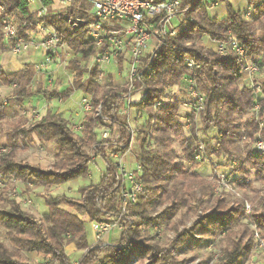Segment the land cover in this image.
I'll use <instances>...</instances> for the list:
<instances>
[{
  "label": "trees",
  "instance_id": "1",
  "mask_svg": "<svg viewBox=\"0 0 264 264\" xmlns=\"http://www.w3.org/2000/svg\"><path fill=\"white\" fill-rule=\"evenodd\" d=\"M214 1L225 5L226 15L223 19L208 14L207 0H181L177 17L184 26L175 36L167 39L165 45L142 56L131 80L134 87L131 91L127 86H103L96 82L98 70L96 67L88 70L87 63L97 50L88 39L85 26L72 29L68 20L59 16H48L40 21L29 11L27 0H0L4 7L3 14L11 15L20 22L19 37L26 40V33L35 31V27L43 23L56 32L60 45H66L74 55V60L68 63L69 70L75 74L71 89L63 93L38 91L36 94L45 93L48 98L64 101L72 91L79 90L90 98L92 108L81 122L79 133L73 131L69 121L50 111L38 121L30 123L28 128L25 127L27 121L23 122L17 117L14 122H9L10 131L5 136L7 142L0 144V148H7L0 155V176L31 183L35 188H51L87 177L88 165L94 158H101L105 164L100 181L79 190L80 197L76 201L60 196L38 195L47 208L39 219L24 212L14 200L6 198L5 191L1 192L0 264H70L64 251L70 243L78 251L87 250L78 264H125L132 255L137 260L145 257L155 259L157 263L153 264H179L171 257V251L189 244L191 233L195 232L220 238L222 257L217 264H246L253 250V242L250 233L239 223L243 204L239 202L229 211L221 210L226 197H213L211 184L196 169L203 161L221 158L225 159L224 166L230 167V177L237 175L249 180L248 184L237 185L244 199L250 193L257 202L259 208H255L252 218L264 240V201L262 196L258 198L264 191V158H255L257 156L254 153L252 155L247 146H242V137L249 141L259 134L264 140V99L258 100L259 121L241 120L240 116L257 103L253 100L252 90H239L237 86L243 76V61L226 47L225 54L218 55L200 47L199 42L207 38L228 45L229 37L233 36L247 58L258 59L264 90V0H247L252 7L248 19L234 10L227 0ZM41 3L50 5L49 0H41ZM77 5L84 10L81 17L89 20L83 3L75 2L69 13L73 14ZM22 22L26 25L23 26ZM258 30L259 35L256 34ZM2 41L8 45L4 46L6 48L1 45L0 51H9L14 45V40L0 38V43ZM186 60H191L199 68L188 69ZM83 75H86L85 81ZM33 78L31 64L10 74L0 68V83L14 87V99L20 106L24 98L32 95L29 87ZM186 79L201 85L204 92L200 130L192 127L186 131L178 121L180 102L156 106L163 102L169 89L182 88L183 84L186 86ZM261 93L264 94V91ZM135 94L144 95L140 103L132 105L139 119L145 118L144 124L136 129L140 150L136 161L141 167L139 181L143 192L136 204L129 206L127 212L121 215L118 202L119 176L114 155L121 156L129 150L132 131L118 117L128 98ZM7 102L9 104V100ZM97 106H101L100 117L93 114ZM6 107L0 103V120L7 116ZM187 121L190 126H194L193 117H188ZM110 125L116 127L115 135L111 133L109 140L100 141L95 129ZM210 129L215 135H208ZM199 131L205 140L199 138ZM35 140L53 143L57 147L58 152L50 171L29 166L17 159V153L22 151L20 146L31 145ZM174 144L180 153L175 151L177 148ZM199 145L203 146L204 154L200 162H195L193 156ZM178 156H182L181 161L177 160ZM185 163L189 166L185 167ZM234 179L228 182L238 181ZM255 182L261 185L259 189L254 187ZM64 202L73 210L62 207ZM164 205L166 207L152 217L157 207ZM200 209H212L215 215L200 216L192 227L178 232L185 218ZM175 214L179 219L173 223L171 218ZM81 216H86L90 223L117 221L121 234L115 241L116 245L89 246L84 230L85 221ZM157 225H164L176 232L175 240L166 248L152 243L150 237L141 232V226L152 228ZM31 254L41 256L46 262L30 261L27 255Z\"/></svg>",
  "mask_w": 264,
  "mask_h": 264
},
{
  "label": "rangeland",
  "instance_id": "2",
  "mask_svg": "<svg viewBox=\"0 0 264 264\" xmlns=\"http://www.w3.org/2000/svg\"><path fill=\"white\" fill-rule=\"evenodd\" d=\"M82 12H84L83 8L77 13L78 19L82 18L81 17ZM68 24L70 28L72 29H77L81 26L79 25L77 28H75L73 26V21L72 22L69 21ZM181 26H184V24L183 25L181 24ZM259 32L260 30H258L256 34L259 35ZM175 33L177 34V32ZM37 36H34V38H37ZM206 39L207 38H204L202 42L205 43L207 40H209V39L207 40ZM209 41H210V44L208 43L205 46L201 45V43L199 42L200 47L206 50H211L213 53L218 54V55L223 54L218 51V48H219L218 46L222 43H219L217 41H211V40ZM223 45L227 46V44H224V43ZM62 46L63 47H61V49L59 50V53L61 52V55L59 56L58 54L59 62L57 63V65L55 62L49 64L48 65L49 68L46 69L47 70L46 72L39 73L36 71L35 64L41 63L42 54L38 51L32 52L36 54L35 57H33L32 59L33 63H30L34 71V78H33L31 86L29 87V91L32 92V95L24 98V102L21 106L14 99V87L10 88V87L2 85L5 88L2 89V91H0V103L3 104L2 102L4 101L6 102V105H8L7 100H9V102L12 101V103H9V114L11 115L10 120H13L17 117L19 120L22 119L21 121L23 122L28 121L25 124V127L28 128L30 125V121L35 122V120L32 117V113L30 111L31 110L30 103H34V106H33L34 109H37L36 108L37 105L39 106V108L44 109V110L40 109L41 114H42L43 112L46 111V108H47L46 103L49 101H52L51 102V107L53 111L52 113L59 115L57 113L59 111L60 115L62 116L61 118L69 121L71 125H73L72 119H75V121L77 122L76 124H78L85 115L87 117V115L90 113L89 111L85 112L82 108V98H84V95L79 90L72 91L71 95L68 98H66L64 101H61L59 98H48L45 96L46 95L45 93H44L45 95L36 94V92L38 91L39 92L40 91L41 92L56 91L59 93H63L71 89V86L74 83L75 74L71 73V71L69 70L68 63L70 60H74L73 59L74 55L67 48L66 45H62ZM158 46L159 45H156V47ZM153 47L154 46H151V44L147 46L144 54L151 52L155 48ZM31 50L32 49H30V53H31ZM125 56H122L121 57L122 61L118 60V63L116 65L103 67L102 70L104 71L103 72L104 77H102L103 79L100 82V85L108 86L109 84H111L113 86H127L128 87L129 64L123 63ZM90 59L88 60V63ZM250 59L252 60V58ZM88 70H91V69H88ZM108 72H110L112 76H110V74L108 75L107 74ZM38 76L39 78H37ZM244 77L247 78L245 75ZM244 77L242 76V78L238 81L237 86L239 90H242L244 88H248L252 90L253 100L257 101V105H255L256 104L255 103L252 108L246 111V114L240 116V119L241 120L242 119H250V120L252 119L255 121H259L260 114H259L258 100L264 99V94L261 93L264 91L263 84L261 80L257 79L258 76L256 77L252 76L253 78H255L254 80L252 79L245 80L243 79ZM48 78L52 79V84L48 83ZM85 78H86V75H83L84 81H85ZM38 80L40 81L38 82ZM257 85H259L260 87L257 88ZM33 86L34 88L35 87L36 88L33 89ZM196 90L198 91L199 94L204 95L202 86L197 83H196ZM188 92H189V89L187 87V84L186 86L183 84L182 88L174 87L172 89H169V92L165 95V97H169V99L165 101V103L174 102V101L180 102V108L178 111V121L184 125V128L186 131L190 130L192 127L194 128V130H198V129L200 130L202 128L200 115L202 114L203 111L199 115L194 116L192 113H190V109L188 108L191 106L187 105L184 107V103H186V101H188L189 99ZM38 95L40 96L38 97ZM35 97H38L42 103L39 104L38 99ZM203 110H204V103H203ZM84 113H87V114H84ZM75 114H77L79 117H75ZM121 114L122 113H120L118 117L120 119L119 121L121 123L122 122L125 123L124 120H122L123 116L120 117ZM188 117L190 118L193 117L194 126L193 125L190 126L189 121H187ZM36 121H38V119ZM9 122H14V121H9ZM9 122L7 121L6 123L4 122L1 123L0 144L4 145L7 142L5 136L10 131L9 125H8ZM144 122H145V118L143 117L138 122L132 123V125L129 126L132 131L129 151L128 153L121 155L123 160L125 161V165L127 169H134V166L137 163L136 157L139 154L140 150H139V141L137 140V136H136L137 135L136 129L142 126ZM260 126H263L262 123H260ZM109 127H110V131L112 130V134L115 135L117 131L116 127H113L112 125H110ZM104 128H106V126L98 127L97 129H95V131L99 130L97 134V138L99 140H100V133L105 130ZM72 129L76 133L81 132V130L75 131L73 127ZM3 133H5V136ZM197 135L202 140H205V137L201 131H199ZM208 135L209 136L215 135V132L213 131V129H210V131L208 132ZM242 140H243L242 146L243 145L247 146V148H249V150L252 152V155L255 150V143H256L255 141L261 140L264 143L262 136L259 134H255L249 141H245V137H242ZM175 147L177 148L176 145ZM20 149L22 151H19V153H17V159L19 161H23L25 164L29 166L30 165L37 166L39 169L44 170V171L51 170L52 168L51 166L54 162V157L56 155V152H58L57 147L53 143H42L37 140L33 142V144L31 145L27 144V145H24V147L20 146ZM175 151L178 153L181 152L178 148L175 149ZM117 156L121 157L119 155ZM181 157L182 156H178L177 160L181 161L182 159ZM255 158L261 160L262 156L258 155ZM225 164H226L225 159H221V158L218 159V158L213 157L211 161L206 160V161L201 162L200 166L196 170L200 174L201 177L206 178L207 179L206 181L209 184H211L213 197H217V196L226 197L225 206L221 210L229 211L231 208H234L237 203L240 202L241 204H243L242 216L240 218L239 223L242 225L243 228H245L250 233L251 238H252L251 240L253 242V250L251 251L249 258H247L246 264L247 263L248 264H264V240L262 239L260 230L257 229L256 225L254 224L253 218H252L255 208H259V207L257 205V202H255L256 200L254 199V196L251 195L250 193H247L246 198L244 199L243 192L241 191V189L238 188V185H237V184L239 185L248 184L249 180L241 179L237 175L230 177V175H228L230 171L229 169L230 167L224 166ZM184 166L188 167L189 165L185 163ZM104 172H105V164L101 158L97 157V158H94L93 161L88 165V175L85 178H78V179H75V180H72V181L63 183L59 186H55L51 188H43V187L35 188L31 183H24V182H21L15 179V182H12L9 184H1L0 193L5 191L6 198L9 197L10 199L14 200L20 205V208L24 212L39 219L41 218L42 214L47 211V208L45 206L43 199L38 197V195L42 194V195H48L51 197L60 196V197L72 198L76 201L80 197L79 190H81L82 188H86L90 185L97 184L100 181V178L104 174ZM233 178H235L234 180L237 179L238 181L229 183L228 180H232ZM222 180H223V183H222ZM224 181H225V184H224ZM263 186H264V183H263ZM254 187L259 189L261 185L255 182ZM14 193L15 195H13ZM261 196L263 197V201H264V191L261 193V195L258 196V198H260ZM61 206L67 210H70V211L73 210L65 202ZM165 207L166 205L157 207L156 212L152 214V217H155L156 214H159ZM204 215L214 216L215 213L213 212L212 209H208V210L200 209V210H197L191 213L187 218H185L183 224L178 227V232H182L184 230L189 229L190 227H192L194 222H196L199 219L200 216L202 217ZM172 217L173 218L171 219L173 223H176L179 219V217L176 214L173 215ZM81 218L85 221L84 230L86 234L87 243L89 246H93L94 236L92 235L91 224L90 222H88V218L86 216H81ZM141 232L147 235L148 237H150L152 243L157 244L161 248H166L176 238V232L164 225H161V226L157 225L152 228H146V226H141ZM120 234H121V228H117V227L113 228L104 237V240H103L104 242L101 244H109L111 246H115L116 245L115 241L119 238ZM190 241H189V244L182 246V248L173 249L171 251V257L177 262H179V264H217V262L222 257L219 237L204 236V235H201L195 232V233H191ZM244 241H246V239ZM65 250L68 252L67 247L65 248ZM86 252L87 250L73 251L69 256L70 264H78L80 258ZM27 256L30 259V261L46 262L41 256H36L35 254L27 255ZM152 262H156V260L150 259L149 257H145L144 259L137 260V258H135V255H132L131 258L128 261H125L124 263L125 264H150V263L153 264Z\"/></svg>",
  "mask_w": 264,
  "mask_h": 264
},
{
  "label": "built area",
  "instance_id": "3",
  "mask_svg": "<svg viewBox=\"0 0 264 264\" xmlns=\"http://www.w3.org/2000/svg\"><path fill=\"white\" fill-rule=\"evenodd\" d=\"M207 1H209V8H213L217 4L214 0ZM57 2L60 7L59 13L52 12L50 5H43L41 0H27V5L29 11L34 14L37 20L43 21L48 16H59L66 18L68 22L73 21L75 28L79 25L86 27L87 37L94 43L95 49L97 50V53L91 57L87 67L88 69L97 68L98 77L96 78V82L98 84H100L103 79L102 77H104V71L102 70L104 66L116 65L122 56H128L130 62L128 87L129 90H133L134 87L131 80L136 74L140 59L144 55L147 46L151 44V46L157 48L156 45H165L167 39L175 36L176 31L172 28V24L179 12L181 0H158L156 3L145 0H57ZM75 2L85 5V12L89 20L83 18L78 19L77 13L81 10L80 5L75 7L73 14L69 13V10L74 6ZM36 3L37 7H35ZM3 12L4 7L0 4V38L6 41L14 40V45L8 51L12 57H19L27 53L30 49L33 52H40L42 54V61L40 64H35V69L39 73L46 72L49 64L59 62L58 54L63 46L60 45L59 38L54 30L40 23L35 27V31H28L26 33L27 39L25 40L17 34L20 22L11 15H4ZM249 15V12L245 13L244 18L248 19ZM22 25L25 26L26 23L22 22ZM37 35L39 37L34 38ZM218 47V51L223 54L226 47L227 50L233 52L243 61L242 74L243 77L244 75L247 77L243 79L254 80L255 78L253 77L258 76L257 79L262 82L263 76L257 60L247 58L246 53L234 37H229V44L227 46L220 44ZM170 48L173 49L172 46ZM185 63L188 69L199 68L197 64H193L190 60H186ZM184 81L189 89V99L184 103V107L187 105L191 106L188 107L190 113L197 116L203 111L204 95L199 94L196 90L195 81L192 79H186ZM48 83L52 84L51 78H48ZM259 87L257 85V88ZM131 101L132 96L127 100L123 112L128 109ZM2 103L6 105V102L3 101ZM162 104L163 102H159L156 106ZM82 108L85 112L92 111L89 97L85 96L82 98ZM30 111L33 119L39 118L37 109L32 108ZM93 114L95 117H100L101 106H97L93 110ZM73 128L75 131L81 130L78 126H73ZM104 129L100 133V141L109 140L112 135L110 127ZM255 142L254 154L264 158L263 141L256 140ZM6 150V147H1L0 155ZM203 154L204 148L202 145H199L197 152L193 156V160L200 162ZM114 159L119 176L118 202L120 205V214L123 215L127 212L129 206L136 204L139 196L143 192L142 183L139 181L141 167L136 163L134 169H127L122 156L118 157L114 155ZM12 182H15V179L0 176V185ZM115 227L121 228L117 221L114 220L93 222L94 244L103 243L104 237Z\"/></svg>",
  "mask_w": 264,
  "mask_h": 264
},
{
  "label": "crops",
  "instance_id": "4",
  "mask_svg": "<svg viewBox=\"0 0 264 264\" xmlns=\"http://www.w3.org/2000/svg\"><path fill=\"white\" fill-rule=\"evenodd\" d=\"M50 1V9L52 12H57L59 13L60 12V7H59V4L57 2V0H49ZM231 5L232 7L234 8V10L236 11H239L241 12L242 14H245L247 12H249L252 7L249 6V4L247 3V0H227ZM37 7V3L35 4ZM75 10V8H74ZM74 12V11H73ZM251 12V11H250ZM252 13V12H251ZM208 14L211 16V17H217L219 19H223L226 15V9H225V5L222 4V3H217L215 5L214 8H209L208 9ZM172 28L178 32L180 29H181V19L176 17V19L174 20L173 24H172ZM38 37V36H37ZM207 40V39H206ZM201 45H206V44H210V41L207 40L205 43H203L202 41L200 42ZM2 46V48L4 46L7 47L8 44H6L5 42L2 41V43H0V47ZM4 47V48H6ZM33 51L31 50V53H30V50L26 53H24V55H21L19 57H12L10 55V53L8 52V50L6 51H0V68L3 70V72H5L6 74H10V73H15V72H19L21 71L23 68H24V65L26 64H30V63H33L32 59L33 57H35V53H32ZM149 53V52H148ZM61 55V52L59 53ZM59 55V56H60ZM57 63V62H56ZM123 63L125 64H129V57L128 56H125L124 57V60H123ZM108 75L110 74V72L107 73ZM110 76H112V74H110ZM39 78V76L37 77ZM40 80H38L39 82ZM116 81V80H115ZM5 87L2 86V84L0 83V91H2V89H4ZM36 88V87H35ZM34 86H33V89H35ZM38 88V87H37ZM172 91V90H171ZM40 95H38L39 97ZM43 96V95H41ZM46 96V95H45ZM38 97H35L38 99V103L41 104L42 102L39 100ZM85 97V96H84ZM175 97V96H174ZM33 98V97H32ZM169 99V97H165L164 100H163V103H165V101H167ZM143 100V95L142 94H135L134 96H132V101L128 107V109L124 110V112H121V116H123V119L125 123H127L129 126L132 125V123H136L138 122L140 119H139V116L136 112V109H134L132 107V105H137L138 103H140L141 101ZM51 102L52 101H49L46 103V111L43 112L41 114V110H44L42 108H39V106L37 105V111L39 110V118L38 120L49 110L51 112L52 111V107H51ZM9 103H12V101H10ZM32 105V106H31ZM34 106V103H30V109H32ZM41 109V110H40ZM5 112L7 114V116L5 117V119L3 120H0V126H1V123H6L7 121H14L13 120H10V114H9V104L7 105V107L5 108ZM59 114L60 117H62L60 115V112L58 111L57 112ZM84 114H87V113H84ZM13 117V116H12ZM75 117H79L77 114H75ZM86 115L81 119V121L76 124L77 122L75 121V119H72V124L73 126L77 125V126H80L81 122H83V120L85 119ZM35 121L37 119H34ZM135 120V121H134ZM28 122V121H27ZM34 122V121H33ZM30 121V123H33ZM99 130H96L95 133L96 135L98 134ZM4 136H5V133H3ZM36 141V140H35ZM129 151V150H128ZM128 151L126 153H128ZM57 153V152H56ZM125 153V154H126ZM44 214V213H43ZM42 214V215H43ZM87 221V220H86ZM91 224V231H92V235H93V230H92V223ZM68 248V252L65 250V248ZM64 248V251H65V254L69 257L70 254L76 250L74 244H69L68 246H66ZM32 255V254H31Z\"/></svg>",
  "mask_w": 264,
  "mask_h": 264
},
{
  "label": "water",
  "instance_id": "5",
  "mask_svg": "<svg viewBox=\"0 0 264 264\" xmlns=\"http://www.w3.org/2000/svg\"><path fill=\"white\" fill-rule=\"evenodd\" d=\"M58 63V62H57Z\"/></svg>",
  "mask_w": 264,
  "mask_h": 264
}]
</instances>
